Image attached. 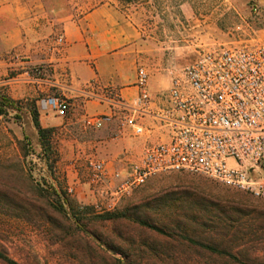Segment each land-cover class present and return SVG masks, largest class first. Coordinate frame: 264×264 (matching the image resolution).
Instances as JSON below:
<instances>
[{
    "label": "rangeland",
    "instance_id": "rangeland-1",
    "mask_svg": "<svg viewBox=\"0 0 264 264\" xmlns=\"http://www.w3.org/2000/svg\"><path fill=\"white\" fill-rule=\"evenodd\" d=\"M98 2L46 0L66 20L78 19ZM126 12L142 37L136 69L149 73L158 105L166 104L174 77L201 53L264 42V0H145ZM17 64L0 71V101L13 102L0 109V250L19 264H264V202L202 175L157 176L124 198L111 213L113 219H105L109 213L93 207L101 196L88 183V162H137L147 144L163 137L159 124L147 118L151 132L137 137L122 129L121 116L112 122L117 124L114 134L86 128L83 117L76 131L65 134L58 124L69 116L53 112L52 119L62 118L60 123L46 127L40 119L43 128L52 130L44 146L33 123L34 101L15 97L17 83L9 82L23 74L19 84L28 85L30 68ZM95 142H104L103 147ZM68 186L75 188L74 196L67 194ZM235 209L244 215H234ZM220 212L235 218L230 235L241 237L230 236L223 244L238 262L193 247L186 239L222 243L204 226L206 214ZM141 222L157 225L174 239Z\"/></svg>",
    "mask_w": 264,
    "mask_h": 264
},
{
    "label": "built area",
    "instance_id": "built-area-1",
    "mask_svg": "<svg viewBox=\"0 0 264 264\" xmlns=\"http://www.w3.org/2000/svg\"><path fill=\"white\" fill-rule=\"evenodd\" d=\"M59 49L65 37L57 40ZM38 80L41 68L33 69ZM150 76L138 68V96L116 101L122 129L134 136L150 133L146 119L159 124L163 137L147 144L137 162L111 171L108 163L88 162V183L101 200L99 213H113L119 203L153 178L168 172L202 175L264 202V42L254 46L223 47L201 53L180 76L174 77L158 105L149 86ZM88 98L94 97L87 95ZM44 107L67 117L71 102L48 95ZM114 115L84 116L88 129L101 130ZM74 196L75 188L68 186Z\"/></svg>",
    "mask_w": 264,
    "mask_h": 264
},
{
    "label": "crops",
    "instance_id": "crops-1",
    "mask_svg": "<svg viewBox=\"0 0 264 264\" xmlns=\"http://www.w3.org/2000/svg\"><path fill=\"white\" fill-rule=\"evenodd\" d=\"M60 35L65 37L63 49L57 43ZM141 39L140 30L118 0H100L78 19L69 20L56 14L46 0H0V71L19 62L28 65L31 73L26 87L19 84L23 74L9 82L17 83L12 87L15 97L34 101L46 127L62 118L52 119L53 111L44 107L43 99L48 95L68 99L71 112L58 124L65 134L76 131L75 124L86 115L119 116L116 100L131 103L138 96L135 65ZM37 66L45 74L42 80L34 77ZM102 130L114 134L117 124ZM103 143L95 142V146L100 149ZM121 165L125 166L124 160L108 164L111 171Z\"/></svg>",
    "mask_w": 264,
    "mask_h": 264
},
{
    "label": "trees",
    "instance_id": "trees-1",
    "mask_svg": "<svg viewBox=\"0 0 264 264\" xmlns=\"http://www.w3.org/2000/svg\"><path fill=\"white\" fill-rule=\"evenodd\" d=\"M118 2L120 3V6L122 7L124 11H128L131 7H134V6L136 7V6L141 5L142 3H145V0H118ZM7 105L8 106L13 105V102L7 99H2L0 101V109L3 106H7ZM32 114H33L34 127L37 131L40 142L44 146L49 145V139L52 134V130L45 129L42 127L40 123L37 106L35 103H33L32 105ZM58 195L64 201V204L71 209L72 207H71V202L69 201V199L64 194L59 193ZM226 214H227L226 212H220V215L209 213L204 216V221H205L204 226L210 228V230L214 232L216 237L224 239L222 243L205 244V243L195 240V238L191 236H188L186 239L193 247L201 248L203 250L208 251L209 253L213 255H218L220 257H230L238 262L239 259L236 257L230 256V254H228L229 252L227 251L228 247L225 244H223L225 239L229 238L230 236L234 237L235 239L241 237V235L239 236L238 233L237 235L235 234V236L230 235L233 229V225L235 223L234 221L235 218L232 215L226 216ZM224 215L226 216L225 218H224ZM234 215L239 216V215H244V213L243 211L239 209H235ZM114 217L115 215L111 213L104 216V218L107 220H111ZM141 224L147 227L148 229L152 230L153 232L164 236L167 239H171V240L174 239L173 234L169 232L168 233L165 232V230L161 229L157 225L149 224L148 222H141ZM0 261L4 262L5 264H19L17 261L12 259L6 252L2 250H0ZM243 264H246V263H243Z\"/></svg>",
    "mask_w": 264,
    "mask_h": 264
}]
</instances>
